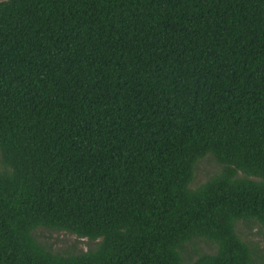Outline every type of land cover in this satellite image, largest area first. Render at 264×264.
<instances>
[{
	"label": "trees",
	"instance_id": "16d2710c",
	"mask_svg": "<svg viewBox=\"0 0 264 264\" xmlns=\"http://www.w3.org/2000/svg\"><path fill=\"white\" fill-rule=\"evenodd\" d=\"M0 157V264H261L264 0H0Z\"/></svg>",
	"mask_w": 264,
	"mask_h": 264
},
{
	"label": "rangeland",
	"instance_id": "374dc122",
	"mask_svg": "<svg viewBox=\"0 0 264 264\" xmlns=\"http://www.w3.org/2000/svg\"><path fill=\"white\" fill-rule=\"evenodd\" d=\"M0 168H2L1 163ZM220 168L221 164H219L211 155L204 156L196 165L194 179L190 186H197L219 171ZM236 228L242 238L253 244H256L259 248H264V225L256 221L240 220L237 222ZM34 233L38 240L49 245L52 250L61 253L87 250L99 240H90L87 237H78L75 234L65 230H54L43 226L37 227L34 230ZM187 250L190 252L192 258H195L197 255L203 252L215 251L216 244L199 237L188 243ZM258 262H260V260H258ZM261 264H264L262 259Z\"/></svg>",
	"mask_w": 264,
	"mask_h": 264
}]
</instances>
